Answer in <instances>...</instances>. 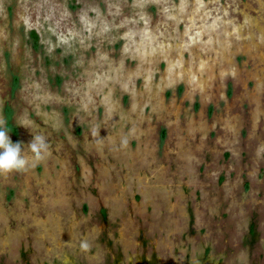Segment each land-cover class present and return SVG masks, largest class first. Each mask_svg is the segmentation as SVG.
I'll return each mask as SVG.
<instances>
[{
    "label": "rangeland",
    "instance_id": "rangeland-1",
    "mask_svg": "<svg viewBox=\"0 0 264 264\" xmlns=\"http://www.w3.org/2000/svg\"><path fill=\"white\" fill-rule=\"evenodd\" d=\"M0 117V264H264V0H0Z\"/></svg>",
    "mask_w": 264,
    "mask_h": 264
},
{
    "label": "clouds",
    "instance_id": "clouds-1",
    "mask_svg": "<svg viewBox=\"0 0 264 264\" xmlns=\"http://www.w3.org/2000/svg\"><path fill=\"white\" fill-rule=\"evenodd\" d=\"M6 121L0 117V175H8L27 169L30 160L42 162L50 151L51 145L43 134L33 135L27 145L31 157L25 154L23 142H13L5 128ZM86 246V245H85Z\"/></svg>",
    "mask_w": 264,
    "mask_h": 264
},
{
    "label": "trees",
    "instance_id": "trees-1",
    "mask_svg": "<svg viewBox=\"0 0 264 264\" xmlns=\"http://www.w3.org/2000/svg\"><path fill=\"white\" fill-rule=\"evenodd\" d=\"M115 264H118V263H115ZM140 264H144V263L142 262V263H140Z\"/></svg>",
    "mask_w": 264,
    "mask_h": 264
}]
</instances>
